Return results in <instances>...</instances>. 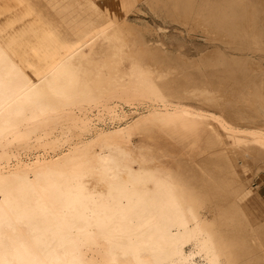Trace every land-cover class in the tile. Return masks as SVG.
<instances>
[{"label": "bare ground", "instance_id": "6f19581e", "mask_svg": "<svg viewBox=\"0 0 264 264\" xmlns=\"http://www.w3.org/2000/svg\"><path fill=\"white\" fill-rule=\"evenodd\" d=\"M137 1L212 47L149 42L134 0H0V264H264L244 167L264 163L263 1ZM134 101L132 128L189 149L176 167L133 124L97 128Z\"/></svg>", "mask_w": 264, "mask_h": 264}, {"label": "rangeland", "instance_id": "374dc122", "mask_svg": "<svg viewBox=\"0 0 264 264\" xmlns=\"http://www.w3.org/2000/svg\"><path fill=\"white\" fill-rule=\"evenodd\" d=\"M240 1H241V4L243 3V1H244V3L247 4L253 0H240ZM254 1L255 2L257 1V3L259 2L260 5H262V3L260 1H263L262 8L264 10V0H254ZM133 3H134L133 4V11L128 12V18L131 21L138 22V23H144V24L149 26V30L145 33V36L149 42L155 43L156 42L155 40L164 38V39H162L163 41L166 42V43L164 42V45H163L164 47H166L167 49L169 48V50L171 49L172 51L173 50L174 51L181 50V51H184L185 53H187L188 55H191V56H196L198 54V52L200 53V50H202V48L205 49V47H206L207 49H209L212 47V44L205 43V41L203 39V32L201 30H199L197 28H196L197 30L196 29H188L186 26L184 27V25L182 23L179 24L180 22H178V21L173 22V21H170L167 19L166 21H169V22H166L160 16L154 15L152 12H150L145 5L142 6L139 1L134 0ZM136 8L144 9L145 12L137 11ZM144 13H146V14H144ZM248 17H250V16H247V19H248ZM247 19L244 16L243 17V23ZM139 20H141V21H139ZM197 21H199V20L195 19V22H197ZM153 27H155V28L159 27V30L161 31L162 35L156 33L158 30H155V28H153ZM180 28L181 29L183 28L182 31ZM153 29L155 30V32ZM176 34H177V36L175 37ZM181 34H183V35H181ZM187 34H189V35H187ZM156 35H159V36H156ZM192 35L194 37V40H193ZM170 36H172V38ZM189 36H191V37H189ZM157 37H159V38H157ZM166 37H168V38H166ZM185 38H187V39H185ZM180 40L182 42H184L183 45H180V43H177V41L180 42ZM201 40H203V42ZM219 43H221V42H219ZM219 45L221 46V44H219ZM250 50L251 49L244 50V48H239L238 50L234 51V53L240 55V57H243V58L249 57L253 60L258 59L257 54L252 53ZM245 59H247V58H245ZM218 98L225 99L226 96H218ZM139 103H141V104H139ZM149 106H150V108H149ZM152 106H153V103L149 102V101H134V102H129V103L128 102L116 103L109 110V112H106L104 114L103 122L97 121V124H96L97 128H100V127H105V128L109 127L110 128V126L114 127L117 125H120V126L125 125V126L130 127L133 123L140 120L143 116L146 117L148 115V113L150 112V109L152 108ZM208 110L209 111H212V110L216 111V109H214L213 107H209ZM119 114H120V116H119ZM133 126H134V124L131 126V131H132L131 132V138H132V140L134 142H145L148 145L150 144V146H152L155 150H161L163 152L161 154V159L168 166H172V167L177 166V160H176L175 154H180L181 152H183L182 154L189 153V149L181 147L175 141L166 137L165 135H163L161 132H159L156 129L149 130L148 132L147 131L141 132L135 128H132ZM244 128L249 130V128H247V127H244ZM259 128L261 129L262 132H264V125L259 126ZM166 151H167V154H166ZM168 151H170V153L173 152L174 153L173 156H172V154L168 153ZM25 154L27 156L32 155V154H28L24 151H16V150L14 151L13 150V153L11 156V161L12 162L16 161L18 159V157L19 158L22 157V159H26ZM244 162L245 161H243V163ZM248 163L250 164V162H245L244 167L248 169L249 176H251L252 178H251V183L249 182L250 184H248L247 186L253 185L251 187V190L258 191L261 194H264V163H263V161L262 162L260 161L258 163H251L250 165ZM250 167H251V169H250ZM234 200H235V202H238V203H241L244 200V198L241 195V192H238V194L236 196H234ZM195 259L197 262H199L198 257H196Z\"/></svg>", "mask_w": 264, "mask_h": 264}]
</instances>
